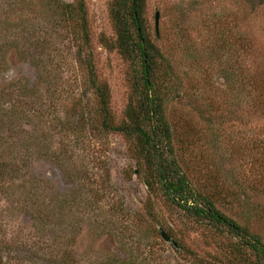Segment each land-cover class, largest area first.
<instances>
[{
    "label": "rangeland",
    "instance_id": "obj_1",
    "mask_svg": "<svg viewBox=\"0 0 264 264\" xmlns=\"http://www.w3.org/2000/svg\"><path fill=\"white\" fill-rule=\"evenodd\" d=\"M76 2L0 0V91L16 89L26 99L13 118L0 112V139L8 137L4 150L21 175L0 191V243L12 245L13 264H61L64 247L76 264H255L234 238L146 187L148 168L133 155L134 139L90 131L94 78L78 59L77 12L68 18L64 11ZM83 3V54L92 53L117 124L133 99L138 61L118 48L120 0ZM138 21L159 54L154 80L180 170L264 243V6L142 0ZM64 198L75 203L64 205L65 216ZM41 249L55 258L43 259Z\"/></svg>",
    "mask_w": 264,
    "mask_h": 264
},
{
    "label": "trees",
    "instance_id": "obj_2",
    "mask_svg": "<svg viewBox=\"0 0 264 264\" xmlns=\"http://www.w3.org/2000/svg\"><path fill=\"white\" fill-rule=\"evenodd\" d=\"M242 1L251 10L264 6V0ZM120 2V12H114L118 32V48L124 54L132 57V60L136 58L139 67L134 66L137 77L133 81V99L125 109V119L117 124L114 123L108 105V88L104 83H97L95 80L92 53L88 50L85 55L83 54L84 47L88 45L83 0H77L75 4L67 3L64 6L68 18L73 9L77 12L78 26L81 31L80 39L82 41L78 46V59L80 64L85 65L88 75L94 78L92 87L96 100V113L94 120L89 123L90 131L96 129L104 134L119 133L134 139L133 155L138 162H144L148 168V174L143 176V182L148 189H153V186H155L186 215L205 222L215 232L228 234L231 238H234L237 252H240L242 248L247 249L258 259L255 264H264V243L256 235L251 234L217 208L215 205L216 200H214L212 194L196 190L186 174L180 170L172 151V128L164 116L163 100L161 98L163 94L160 96V86L154 80L155 72L158 69L159 54L155 46L143 33L138 21L142 0H120ZM131 24L136 28H132ZM81 54L84 56L82 57ZM25 100L24 97L16 94V89L11 93L0 91V112H4L5 115L8 114L13 118L14 112L18 108L25 109ZM6 105H9L10 108ZM4 107L7 108L3 109ZM81 117L83 118V116ZM7 138L6 136L2 138L3 140L0 139V191L14 186V182L18 181L17 176H21L18 174L17 168L14 169L15 171L11 168L13 165L10 158L11 151L4 150V147H10V144L6 142ZM24 197V206L32 207L31 200L33 201V199L30 196ZM225 203L231 205L228 201H225ZM61 204L63 205L62 213L65 216L67 209L70 206L73 207L75 203L68 200V198H64L61 199L58 206ZM64 205H68V208H64ZM40 210H42L40 207L35 208V211L39 212ZM6 245L9 246L0 243V264H13L12 245L10 246L7 243ZM172 247L176 251L182 248L181 244L175 240L172 242ZM40 251L45 260L50 259V257L55 258L51 254L52 252L46 249ZM60 257L61 264H76L75 253L71 248L64 247ZM29 258L26 257V260H30Z\"/></svg>",
    "mask_w": 264,
    "mask_h": 264
},
{
    "label": "water",
    "instance_id": "obj_3",
    "mask_svg": "<svg viewBox=\"0 0 264 264\" xmlns=\"http://www.w3.org/2000/svg\"><path fill=\"white\" fill-rule=\"evenodd\" d=\"M158 22H159V13L156 12L154 15V24H155V31L158 32ZM161 236L165 239L168 240V237L164 235V233H161Z\"/></svg>",
    "mask_w": 264,
    "mask_h": 264
}]
</instances>
